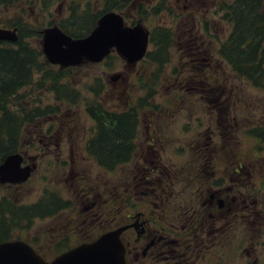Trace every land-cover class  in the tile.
Returning <instances> with one entry per match:
<instances>
[{"label": "flooded vegetation", "instance_id": "1", "mask_svg": "<svg viewBox=\"0 0 264 264\" xmlns=\"http://www.w3.org/2000/svg\"><path fill=\"white\" fill-rule=\"evenodd\" d=\"M101 1L103 2V0ZM188 4L191 3L188 2ZM197 4L200 6V0ZM69 17L67 22H60L55 27L63 33L78 29L82 23L79 24V21L76 20L74 29L71 24L72 17ZM200 18V15L197 20L195 17L191 18V29L194 34L192 39L194 44L198 43L193 48L194 50L202 45V39L204 40L205 36L204 32L199 33L202 29ZM188 31L183 32L182 36H185ZM207 43L210 44L209 41ZM181 56L185 57L183 53ZM87 65L97 64L83 62L75 66L61 67L47 62L40 63L39 69L33 73L30 83L21 90L22 125L18 150L15 152L22 157L20 166L29 165L31 177L38 160L47 159L59 164L64 180L69 182V191H44L40 192L34 201L26 200L25 203H21V200L24 199L22 195H11L8 190L19 188L22 194L20 187L29 181L30 177L23 184H0V188L5 190H2L0 194V213L19 209L18 216L14 215L17 219L15 228L22 230L19 231L17 238L22 239L45 261H50L60 253L80 244L73 246L67 244L75 230H79V228L73 229L74 223L78 222L79 226H85L89 230L98 229L102 233L128 226L120 233L119 237L124 245L129 264L137 263L138 259H141L140 264H217L218 234L219 231H223V226L231 227L241 218L245 229L251 216L264 211V197H261L259 190L256 192V183L250 182L251 176L245 165H236L231 158V152H228V157L231 159L218 157L221 152H217V150L220 151V147L229 144L219 146L213 141H208L207 138V142L202 141L201 121L195 114L196 109L201 107L200 97L206 104H210L209 106L216 107V102L224 101L227 96L206 95L203 97L200 93V96L184 94L186 91V88L183 87L185 75L189 79L193 78V82L189 83H193L194 86L199 84L202 66L199 59V62L194 65H188L187 62L180 65V67L184 66L183 70L175 68L173 73L176 78L169 93L159 97L153 95L147 97L149 100L145 101L144 107L141 106L146 111L142 112L132 110L131 105L129 106L131 110H124L127 108V103L124 105L120 103L122 98L121 79L124 76L118 73L117 79L113 80L114 83H118V86L111 87L117 89L113 91L110 88V94L115 98L116 103L111 110H108L104 109L98 101L100 92L105 94L104 86L99 83L100 79L94 80L97 83L96 90H90L93 95L92 100L84 101L78 98V93L75 90L64 83L72 73H69L72 69ZM191 72L193 73L191 74ZM39 73L40 78L35 79V75ZM50 74L52 77L49 78ZM181 76V80L177 81L179 86H176V80ZM111 81L106 78V82ZM44 84H47V91L53 95L55 102L67 101L82 105V111L78 112L77 117L83 116L87 119L88 127L85 133L82 132L79 120L80 125L74 131L67 130L65 123L56 120L57 108L53 107L55 102L43 103L41 98L36 97L31 104L29 103L28 97L23 91L25 92L29 86L42 87ZM175 91L179 93H172ZM123 92L129 100L128 87L124 84ZM156 98L164 100V103H156ZM96 101L99 105L98 110L95 106ZM212 103L215 104L212 105ZM158 106L164 110H156L155 107ZM192 114L194 115L192 125L197 127L189 132ZM109 115L117 117L124 115V118L119 117V126H123L121 119H124L127 120L126 124L133 127L132 135L125 138V146L129 150L127 157L123 161L121 155L120 163L115 169L108 172L97 165L90 151L97 148V143L94 142L98 133L96 118H99L98 122L105 126L108 123L105 121V117ZM180 115L183 122L178 128V132L171 133L169 130L170 119L175 121V118ZM186 116H188V123ZM176 134H179L180 138L177 136L176 142H174L172 138ZM196 146L204 148L205 153L199 156V159H192L189 152ZM170 149L184 155V164L189 163L187 174L192 177V180L180 183L178 173H183V171L177 168L173 172L171 163L167 165L159 157L160 152ZM225 156L227 157L226 153ZM200 160H202V164L197 162ZM151 161L157 166H166V168L162 167L164 179L153 181L148 177V171L144 170L143 166L149 165ZM123 165L133 167L128 183L121 175ZM205 165L208 167L206 171ZM89 166L98 171L102 170L103 180L106 174H114L113 189L109 190L108 194L105 193L108 182L102 181V179L96 185L97 192L94 193L90 190L89 184L85 182L91 173ZM202 169L204 173L201 176ZM73 185L77 190L75 187L72 188ZM222 186L226 191L220 188ZM190 187L197 188L198 193L194 191L196 198L186 201L183 192ZM198 198L201 200L199 205L196 204ZM52 200L53 202H51ZM46 203L53 204L52 212L48 215L31 216L35 212L25 210ZM78 208L84 218L74 215V209ZM202 209L206 212H214L203 216ZM218 211H225V215L219 216ZM47 220L50 223L45 224L44 232L36 230L30 234L31 231H29L21 237V233H25L24 230ZM228 230L232 234L227 232L226 237L233 241L234 232L232 229ZM220 244L223 245L221 242ZM44 249L47 250V253L43 252ZM255 261L254 259L252 263L254 264Z\"/></svg>", "mask_w": 264, "mask_h": 264}, {"label": "rangeland", "instance_id": "2", "mask_svg": "<svg viewBox=\"0 0 264 264\" xmlns=\"http://www.w3.org/2000/svg\"><path fill=\"white\" fill-rule=\"evenodd\" d=\"M140 1L141 10H144V12H141L139 16L134 13V10L131 11L130 9L127 10V8H125L121 11L122 16L124 17L123 21L127 25L132 23L133 25L139 24L150 33L154 30H165L167 31V33L170 32L173 37L169 50V56L167 59L168 61H166V63H164V65H162L161 67L157 68V78L152 86L145 78V75H147L152 69V64L145 61H139L137 65L132 66L134 68H131V65L126 64L125 61L115 53H111L100 64L74 68L69 72L72 73L64 81V83H67V86L69 85L78 93V98H80V100H92L93 95L91 94L90 90H96L97 83L94 82V80L100 79L99 83L104 86L105 94H103V92L101 91L98 101H100V104L104 107V109L111 110L114 107L116 101L115 98L110 94V88L117 87L118 83H108L106 82V78L114 74L121 73L124 76V78L121 79V84H124V86L128 87L127 93L129 94V101L130 103H132V109H135V111L138 112H142L143 110L146 111L145 108L139 107V105H141V102H139V100L145 99L146 101H148L149 99L147 97L151 95L158 97L167 95L176 78L173 71L175 70V68H181L183 70L184 66L180 67V65L184 64L186 61H184V57L181 56L182 51L179 48V44L182 42V35L185 30L179 29V27L182 26L181 19L183 17L180 14L181 11L179 10V8L181 9L186 6H192L193 8L194 4H197L199 0ZM188 2H190L191 4H188ZM101 6V0H0V27L8 30H16L17 35L21 34L23 41L30 43L31 45H37L39 49V41L41 37V31L43 29L59 25V23L63 21L67 22L70 18L69 16H77L78 18H80V16L97 13L102 9ZM138 6H134V8ZM210 7L211 6H209V8ZM193 10L196 14H203V10L201 12L200 7H194ZM205 15V19L208 22L213 23L212 28L209 30L211 35H213V37L216 35L220 40L224 39V36L228 33L229 30V28H227L226 26V23L221 21L219 19V16L213 17L206 11L204 13V16ZM82 20L83 19H78L79 24L80 22L83 23ZM218 21L221 23H218ZM85 22L90 24L89 19H86ZM88 24L83 28H86ZM89 26L92 27V24H90ZM64 28L67 30L66 27ZM68 32H70V30H68ZM73 32L74 34H78L79 30L76 29ZM199 33H201V30L199 31ZM84 34L85 32L83 31L82 36ZM178 35L181 36L179 37ZM202 41V45L205 47H207V42L211 41V43L209 44L210 46L208 45L209 50L214 52L212 53L211 51H209V54L211 59L215 61L216 57L214 54L216 41L213 38H209L207 35L204 36V40L202 39ZM152 50L153 47L150 44L147 48V51L149 52ZM223 67L225 70V75L229 77L227 82L223 85L225 87L227 96V98L224 99V107L229 110V117L224 116L218 119L214 110L205 103L202 97H200L201 107L199 109H196L195 114L200 118L201 121L200 130L202 132V141L207 142L208 139V141H213L219 146L221 144H229L230 146L224 145L225 147H220L221 150H217V152H221L218 154L219 158L223 157L231 159L232 157H228V152H231L229 150L231 149V147H234L240 152H246L252 146V142L245 132L248 126L255 124L264 126V87L262 89L251 88V86L248 85L244 80H232L233 77L228 67L225 65H223ZM212 68L215 69V63L214 65H212ZM38 69L39 68H37L35 72H37ZM210 73V71L205 72V78ZM48 77L50 78L52 77V75L50 74ZM39 78L40 73L35 75V79ZM181 78L182 76L176 80V86H179L177 84V81L181 80ZM47 89V84L42 85V87L32 85L27 87L25 89V92L23 91V93L28 97L30 104L36 97L41 98L43 103H54L55 101L53 95L49 91H47ZM116 89L111 88V90L113 91H115ZM172 93L179 92L175 91ZM19 94L21 96V91L19 92ZM184 94H196V96H200L197 91L193 93L189 92V90L187 89L186 91H184ZM201 96L204 97L205 95L202 94ZM155 100L156 103H164V100H161L160 98H156ZM120 103H123V101L120 100ZM20 105H23L21 98ZM53 107L57 108L56 120L65 123L67 130H76L81 122L82 132L85 133L88 127L87 119L83 118V116L77 117L78 112L81 113L82 111V105L64 101L62 103L55 102ZM156 110H164V108L158 106V109ZM193 116L194 115L192 114L189 132H192L193 128L197 127L196 125H192ZM186 117V122L188 123V116ZM182 122L183 118L181 115L175 118V121L173 119H170V132H178V128L180 127ZM106 129L109 128L106 127ZM225 129H227L226 131H233L230 136H235L237 138L236 144H233L231 139L229 141L225 139ZM177 136H179V134L173 136L172 140L174 142H176ZM198 147L199 146L194 147L195 149H192L189 152L192 159H199V156L204 155V148ZM225 153L227 154V157L225 156ZM259 156L264 157V151H261L259 153ZM159 157L162 158V160L165 161L167 165L171 163L170 166H173L171 169L172 171L177 170V168L178 170L183 171V173H178V180L180 183H187V180H192V177L187 174L189 163L184 164L185 158L181 152H173L170 149L160 152ZM239 157L242 158L240 155ZM257 161L260 164L264 163L261 162V160ZM197 162H200L202 164V160ZM241 162L242 161H240L239 163L245 164L246 161L242 163ZM160 166L161 165L157 166L151 161L149 165H144L143 168L144 170L146 169L148 171L147 175L151 180L157 181L165 178L162 167L166 168V166ZM207 168L208 167H206L205 171L207 170ZM263 168L264 166H262L260 169L258 168L257 171H259V173L255 172L254 174H252L250 178L251 182H255L264 186ZM89 169L91 173L86 178L85 182L89 184L90 190L94 193L97 192L98 188L96 187V185L99 183L100 179H102V181L106 180L108 182L105 189V193L108 194L109 190L113 189L112 187L115 181L114 174H106L103 180L102 170L98 171L92 166H89ZM132 169L133 167L129 165H123L122 167L121 175L127 181V183L130 180L129 175ZM203 173L204 171L202 169L201 176L203 175ZM68 183V181L66 182L64 180V175L62 174L61 166L59 164L47 159H42L36 162V167L30 177V180L27 181L22 187H20L22 194L20 193L19 188L9 189L8 191L11 195H22L24 199L21 200V203H25L26 200L30 202L34 201L39 196L40 192L59 190L69 191ZM175 185L180 186L177 184ZM74 187L75 190H77L75 185H73L72 188ZM220 188L224 190V186ZM2 190L5 191L4 189L0 188V194ZM194 191L198 193V189H194L193 187H190L188 190L183 192L186 201H189L191 198H196ZM261 196L264 197V189L261 192ZM199 203H201L200 198H198L196 204L199 205ZM74 211L75 216L84 218V215L79 213V208L77 210L74 209ZM201 212L203 216H207L208 213L211 212L210 214H212L214 211L206 212L203 210ZM105 215L108 216V214ZM218 215H225V211H218ZM257 215H253L250 217L247 228L245 229L242 224L241 218L233 223L231 227L229 225L223 226V231H219L218 234L219 242L217 248V264H253L252 262L254 259L256 260L254 264H264V211L259 212ZM46 223H50V221L47 220L41 223H37L34 227L24 230L25 233H21V237H23V235H26V232L29 231H31L30 234L34 233L36 230L38 232H44V226ZM74 228H79V230H75L72 238L67 242L68 246H73L82 242L90 241L101 232L98 229L89 230L85 226H79L78 222L74 223L73 229ZM228 229H232L234 232V242L231 239L228 240L226 237L227 232L229 234H232ZM10 231H12V233L10 234V239H18L17 236L19 235V231L22 230H20V228H15L14 230ZM220 242L223 243L222 246ZM43 252L47 253V250L44 249ZM139 261H141V259H138L137 263L135 264H140Z\"/></svg>", "mask_w": 264, "mask_h": 264}, {"label": "trees", "instance_id": "3", "mask_svg": "<svg viewBox=\"0 0 264 264\" xmlns=\"http://www.w3.org/2000/svg\"><path fill=\"white\" fill-rule=\"evenodd\" d=\"M140 4V0H103L102 9L97 13L80 16V18L73 16L71 24L74 26V29L76 20L83 19V23L78 26V34L70 31L68 35L81 36L83 31L87 34L91 29L89 25H93L94 21L102 13L107 11L121 13L122 10L127 8V10H134V13L140 16L141 12H144V10H141ZM134 6L138 7L134 8ZM209 6L211 7L209 8ZM186 7H183L184 9L179 8L181 11L180 14L183 16L181 19L182 26L179 29L190 31L186 32L184 37L182 36V42L179 44V48L186 57H184V61L188 65H194L200 59L202 66L199 84L194 86L193 83H189L193 82V78L189 79L185 75L183 87L189 90V92L194 93L197 91L205 96H226L223 85L229 77L225 75L223 67L225 65L232 74V80L241 79L250 85L251 88L262 89L264 87V0H200V6L198 5L197 7H200L201 12L203 10V14L200 16L201 31L216 41L215 61L210 57L209 51L211 50H209L210 45L208 43L206 44L207 47L201 45L197 50L193 49L198 43L194 44L192 39L194 34L191 29V18H194L196 14L192 7ZM205 11L213 17L219 16V19L226 23L229 30L224 36V39L220 40L216 35L214 37L211 35L209 30L212 28L213 23L205 19ZM86 19H89L90 24L85 22ZM218 23L221 22L218 21ZM87 24L88 26L83 28ZM129 25L132 26L133 23ZM169 33L165 30H154L149 35V42L153 50L146 53L143 61L153 65L150 72L145 75V78L151 86L157 78V68L168 61L173 37ZM17 38V41L14 43L0 42V161L5 156L18 150V144L20 142L19 133L22 125L21 111L23 110L20 105L21 96L19 92L30 83L33 73L39 68V64L45 62L37 45H31L23 41L21 34ZM209 42L211 43V41ZM211 52L213 53L214 51ZM214 63L215 69L212 68ZM207 71L211 73L205 78V72ZM121 88L123 105L127 103V108L124 110H131L129 108L131 104L123 92V84ZM145 101V99H140L139 102H141V105L139 107H144L146 104ZM218 101L216 102V107H213L217 118L229 117V110L224 107V101ZM95 106L98 110V101H96ZM155 109H158V107H155ZM119 117L124 118V115ZM119 117L115 115L106 116L105 121L108 123L105 126L98 122L100 120L99 118H96V129L98 133L94 138V142L97 143V148L90 151V153L94 157L97 165L108 172L115 169L120 163L121 155L124 161L129 152L125 146V138L132 135L131 130L133 126L126 124L127 120L121 119L123 126L120 127L118 124ZM106 127L110 130L106 129ZM226 130H224L225 139L228 141L231 139L233 144H236L237 138L230 136L233 131ZM245 132L251 140L252 146L246 152H240L234 147H231L229 150L232 153V159L236 165L240 164V161H246L245 164L241 165H245L248 173L252 176L255 172L259 173L257 171L258 168L260 169L264 166V163L260 164L257 161L261 160V162H264V157L259 156V153L264 151V145H262L264 144V126L259 124L251 125L248 126ZM222 159L227 158L222 157ZM256 185V192L258 190L262 192L264 186L258 183ZM52 207V203H46L25 210L35 212L31 216H45L52 212ZM18 213H20L18 208L0 213V242L9 240L10 234L12 233L10 230H14L17 226L16 216H18Z\"/></svg>", "mask_w": 264, "mask_h": 264}, {"label": "water", "instance_id": "4", "mask_svg": "<svg viewBox=\"0 0 264 264\" xmlns=\"http://www.w3.org/2000/svg\"><path fill=\"white\" fill-rule=\"evenodd\" d=\"M41 51L50 64L61 67L78 65L82 62L99 63L112 50L127 64L140 61L146 54L148 32L139 24L127 26L122 16L108 11L97 20L92 30L82 38L73 39L56 27L42 31ZM15 30L0 28V42H15ZM117 76L110 79L115 80ZM21 156L7 155L0 163V184L23 183L30 175L29 166H20ZM123 226L102 233L94 240L81 243L44 261L31 247L21 240L0 243V264H128L120 233Z\"/></svg>", "mask_w": 264, "mask_h": 264}]
</instances>
